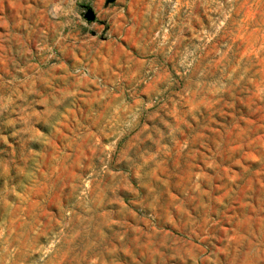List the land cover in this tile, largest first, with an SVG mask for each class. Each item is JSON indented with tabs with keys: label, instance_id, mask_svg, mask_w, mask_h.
Listing matches in <instances>:
<instances>
[{
	"label": "rangeland",
	"instance_id": "1",
	"mask_svg": "<svg viewBox=\"0 0 264 264\" xmlns=\"http://www.w3.org/2000/svg\"><path fill=\"white\" fill-rule=\"evenodd\" d=\"M106 1L0 0V264H264V0Z\"/></svg>",
	"mask_w": 264,
	"mask_h": 264
},
{
	"label": "water",
	"instance_id": "2",
	"mask_svg": "<svg viewBox=\"0 0 264 264\" xmlns=\"http://www.w3.org/2000/svg\"><path fill=\"white\" fill-rule=\"evenodd\" d=\"M113 2H115V0H107L106 1L107 4H110ZM85 18L87 21H90V22L95 20L96 15H95V12L93 11V9H91V8L87 9V11L85 13Z\"/></svg>",
	"mask_w": 264,
	"mask_h": 264
}]
</instances>
